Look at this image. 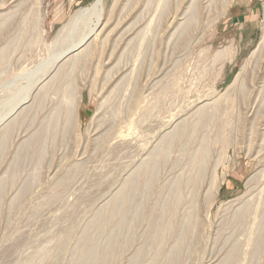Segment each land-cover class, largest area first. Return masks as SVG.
I'll return each mask as SVG.
<instances>
[{"label": "rangeland", "instance_id": "1", "mask_svg": "<svg viewBox=\"0 0 264 264\" xmlns=\"http://www.w3.org/2000/svg\"><path fill=\"white\" fill-rule=\"evenodd\" d=\"M94 1L0 0V264H264V0Z\"/></svg>", "mask_w": 264, "mask_h": 264}, {"label": "bare ground", "instance_id": "2", "mask_svg": "<svg viewBox=\"0 0 264 264\" xmlns=\"http://www.w3.org/2000/svg\"><path fill=\"white\" fill-rule=\"evenodd\" d=\"M104 7H105V0H95L91 5H89V6L85 7V8H82L81 10H79L76 13L74 19L72 20V24L68 25L67 27H63L57 33V37L60 38V36H64V34L66 33L67 30H69L73 26L77 25L80 21L85 20V19H91V22H92L91 27H90L89 31L87 32V34L85 35L84 39L82 38L83 39L82 41L80 39V42L78 41L79 42L78 44H76L73 47H71V49L69 48V50L67 51L68 53H71V54L74 53V54H72V56L75 57V54L77 53L76 51L79 52L81 48L85 47V43L87 41H89V40L93 41L94 39H96V37L99 34V32L101 33V31L104 29V27H105V25L103 26ZM109 18H110V15H109ZM88 27H89V25H88ZM57 43H58V41H57ZM87 43H90V42H87ZM263 52H264V28H263V35H262V39L260 41V44L251 53L250 58L244 64V68H246L249 65V62L253 63L254 60L256 58H258ZM174 134H176V132H174ZM174 134H173L172 138H170V139L166 138L165 139L164 143H165L166 146H169L170 144H172V141H174V136H175ZM147 184H148V182H144L143 183V185H142V190L143 191H146V189L148 190ZM138 185L139 184H138L137 178H134V177L129 178L126 181V183L124 184V187H123V189L120 192V195L118 197V202L116 204H113L114 206L112 205L113 207L111 206L110 210H108L107 209L108 207H106V208L102 209L100 211V213L102 215L109 213V215H110L111 212H114V211H117V210L120 211V209L124 205H126V203H128L131 200L132 193H133V191H135L138 188ZM106 210H108V212ZM239 213H244L245 214V210H241V211L239 210ZM238 218L242 219L243 216L240 214L238 216ZM84 238H86V239L89 238L88 231H86L84 233L83 239ZM109 239H110V244H111L110 247H111L115 243V234L114 233L109 234ZM115 246H116V244H115ZM110 251L111 252L114 251L112 247L106 252V256H108ZM237 252H238V248L236 247L233 250V253L236 254ZM83 256H84V260H83L82 264H93L94 260L97 258V248H96V246L94 244L89 246L87 248V250L84 252ZM155 257H153L154 258L153 261H152L153 263H154V260L156 259ZM175 258H176V255L172 254L171 261L175 260ZM232 260H233V258H230L224 264H229Z\"/></svg>", "mask_w": 264, "mask_h": 264}, {"label": "crops", "instance_id": "3", "mask_svg": "<svg viewBox=\"0 0 264 264\" xmlns=\"http://www.w3.org/2000/svg\"><path fill=\"white\" fill-rule=\"evenodd\" d=\"M258 1L257 0H255V1H253V0H237L236 7L239 8L238 10H242V7L244 5H249V7H246V11H244V12L239 11V13L241 14V15H239V17H241L245 21H247V20L248 21L258 20V17H257V14H256L257 13L256 9H257L258 6H261V3L258 2ZM239 17L238 16H234L233 18H239Z\"/></svg>", "mask_w": 264, "mask_h": 264}]
</instances>
